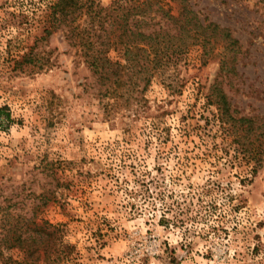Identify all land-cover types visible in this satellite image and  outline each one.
Returning <instances> with one entry per match:
<instances>
[{
  "label": "rangeland",
  "instance_id": "obj_1",
  "mask_svg": "<svg viewBox=\"0 0 264 264\" xmlns=\"http://www.w3.org/2000/svg\"><path fill=\"white\" fill-rule=\"evenodd\" d=\"M50 1L0 0V205L59 225L75 246L59 264H264V137L241 152L207 102L222 46L174 55L118 104L64 27L45 35ZM190 3L242 45L232 108L264 116V0Z\"/></svg>",
  "mask_w": 264,
  "mask_h": 264
},
{
  "label": "trees",
  "instance_id": "obj_2",
  "mask_svg": "<svg viewBox=\"0 0 264 264\" xmlns=\"http://www.w3.org/2000/svg\"><path fill=\"white\" fill-rule=\"evenodd\" d=\"M48 9L45 35L64 27L65 39L76 47L94 75L101 95L114 98L118 104L122 100L127 106L132 93L143 95L154 73L174 55L195 45L201 49L204 63L217 45L222 46L207 102L216 107L220 124L241 152L250 153L260 145L256 142L264 137V116L239 114L223 88V83L237 74L236 58L243 52L242 45L228 27L201 18L190 0H111L107 5L100 0H51ZM33 54L23 53L14 60V67L34 62ZM4 110L0 107V113ZM3 114L10 117L8 111ZM10 206L0 205V260L4 264L13 261L11 256H4L10 249L22 251L19 264L72 260L69 252L75 246L61 239L59 225L46 219L37 222L34 208L31 215L24 216L12 213ZM59 247L64 249L63 255Z\"/></svg>",
  "mask_w": 264,
  "mask_h": 264
},
{
  "label": "crops",
  "instance_id": "obj_3",
  "mask_svg": "<svg viewBox=\"0 0 264 264\" xmlns=\"http://www.w3.org/2000/svg\"><path fill=\"white\" fill-rule=\"evenodd\" d=\"M176 264H186V263H184L183 261H181V262H177Z\"/></svg>",
  "mask_w": 264,
  "mask_h": 264
}]
</instances>
